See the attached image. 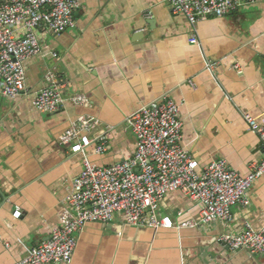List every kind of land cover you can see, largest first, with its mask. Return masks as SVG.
<instances>
[{"label":"crops","instance_id":"1","mask_svg":"<svg viewBox=\"0 0 264 264\" xmlns=\"http://www.w3.org/2000/svg\"><path fill=\"white\" fill-rule=\"evenodd\" d=\"M78 2L74 29L60 36L40 29L45 54L26 62L25 91L16 100L0 97V264L16 263L49 239L67 211L83 157L70 154L62 140L81 117L97 121L93 140L107 130L109 150L89 152L99 167L135 152L127 118L165 96L182 105V146L200 168L225 160L246 176L250 164L264 159L260 138L245 119L264 126V0L196 24L173 15L170 0ZM48 71L68 82L67 97L82 95L89 105L36 111L31 101L47 86ZM249 197L250 205L235 207L226 223L188 226L198 221L201 206L181 193L159 205V216L173 221L171 229L134 228L123 216L88 223L65 264H264L262 255L218 242L247 224L264 227V176ZM16 210L20 219L13 217Z\"/></svg>","mask_w":264,"mask_h":264},{"label":"built area","instance_id":"2","mask_svg":"<svg viewBox=\"0 0 264 264\" xmlns=\"http://www.w3.org/2000/svg\"><path fill=\"white\" fill-rule=\"evenodd\" d=\"M255 1L170 0V6L173 15H183L196 24L210 16H227ZM78 8V0H5L0 5V97H20L26 86V62L45 54L40 29L55 36L74 29ZM50 55L56 57V53ZM208 68L212 70L214 66ZM46 81L47 86L31 101L36 111L55 114L68 104L89 105L82 95L66 96L68 82L56 71H48ZM181 108L180 103L165 96L129 116L126 125L135 135L136 150L107 167L93 164L89 154L91 147L97 155L109 150L107 130L93 140L90 134L97 124L94 118L73 121L62 144L70 154L83 157V170L67 197V211L60 216L49 239L14 264L69 263L77 248V237L86 224H109L119 216L134 228L171 229L173 221L160 217L158 210L161 200L173 193L200 204L198 221L188 224L192 227L229 222L235 207L249 206V191L264 176V159L250 164L246 176L225 160L200 168L199 161L182 146ZM245 119L264 149V126L248 115ZM21 216L19 210L13 214L15 219ZM218 242L232 251L248 250L264 256V227L255 229L247 224L242 233L221 236Z\"/></svg>","mask_w":264,"mask_h":264},{"label":"water","instance_id":"3","mask_svg":"<svg viewBox=\"0 0 264 264\" xmlns=\"http://www.w3.org/2000/svg\"><path fill=\"white\" fill-rule=\"evenodd\" d=\"M142 36H143V33L140 32V31H138V32L135 34L134 38H137V39L139 40V42H140ZM227 249H229V248L227 247Z\"/></svg>","mask_w":264,"mask_h":264}]
</instances>
